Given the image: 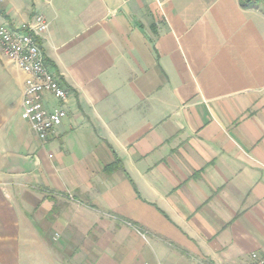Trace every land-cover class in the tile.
Instances as JSON below:
<instances>
[{"label":"crops","instance_id":"crops-1","mask_svg":"<svg viewBox=\"0 0 264 264\" xmlns=\"http://www.w3.org/2000/svg\"><path fill=\"white\" fill-rule=\"evenodd\" d=\"M36 14L50 22L40 45L68 114L43 145L21 116L17 68L19 104H0V264L264 257V11L0 0L2 23Z\"/></svg>","mask_w":264,"mask_h":264},{"label":"built area","instance_id":"built-area-1","mask_svg":"<svg viewBox=\"0 0 264 264\" xmlns=\"http://www.w3.org/2000/svg\"><path fill=\"white\" fill-rule=\"evenodd\" d=\"M50 22L43 14L20 27L0 22V46L4 54L24 73L22 118L30 125L44 145L67 117L64 104L69 90L50 70L40 45V37L48 31ZM50 93L57 105L49 107L45 97ZM253 264H264V257L252 255Z\"/></svg>","mask_w":264,"mask_h":264},{"label":"rangeland","instance_id":"rangeland-1","mask_svg":"<svg viewBox=\"0 0 264 264\" xmlns=\"http://www.w3.org/2000/svg\"><path fill=\"white\" fill-rule=\"evenodd\" d=\"M256 1L264 11V0ZM17 68L15 63L4 54L0 46V104L6 100L7 108L13 111L19 104L18 86L20 79Z\"/></svg>","mask_w":264,"mask_h":264},{"label":"trees","instance_id":"trees-1","mask_svg":"<svg viewBox=\"0 0 264 264\" xmlns=\"http://www.w3.org/2000/svg\"><path fill=\"white\" fill-rule=\"evenodd\" d=\"M243 6L244 7H255L258 9H261V6L258 4V2L256 0H243ZM263 11V10H262ZM120 165V160H116L113 164H111L110 166H108V170H113L114 168L118 167Z\"/></svg>","mask_w":264,"mask_h":264}]
</instances>
